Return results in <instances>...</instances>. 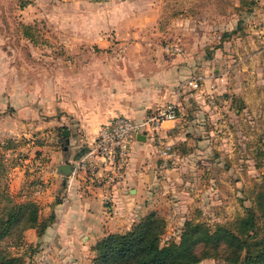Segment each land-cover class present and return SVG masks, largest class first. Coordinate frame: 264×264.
Instances as JSON below:
<instances>
[{
    "label": "rangeland",
    "instance_id": "374dc122",
    "mask_svg": "<svg viewBox=\"0 0 264 264\" xmlns=\"http://www.w3.org/2000/svg\"><path fill=\"white\" fill-rule=\"evenodd\" d=\"M122 2L0 0V152L6 156L2 188L16 200H34L35 191L47 186L42 176L49 162L60 160L57 153L64 154L71 146L63 130L71 127V136L79 139L84 134L69 124H47L63 114L56 106L66 95L63 89L68 87L72 94L80 85L90 86L89 81L80 84L70 78L82 70L89 76L84 61L94 55L97 60L117 61L127 54L109 45L142 42L122 39L108 26L113 24L112 14L120 12L114 3ZM163 5L173 18L156 20L147 42L173 53L180 48L193 57L171 86L173 92L178 88L202 97L190 105L199 113L195 125L202 126L198 134L189 133L196 144H187L188 150L183 142L174 146L177 157L186 154L205 162L176 165V159L171 165L187 188L183 193L187 210H178L177 192L162 186V199L145 215L156 212L162 219V244L178 242L186 221L229 226L247 209H255L257 222L263 225L264 206L261 211L258 196L264 194V0H173V5ZM25 26L31 27L32 38L25 35ZM129 54L135 59L139 53ZM201 104L208 105L212 116L207 118L208 110ZM201 140L208 145L201 146ZM16 167L27 175L19 187L13 185ZM56 202H62L60 195ZM37 203L42 219L54 213H45L42 202ZM29 230L23 233L26 244L17 245L13 236L0 241V251L23 258L24 264H50V259L65 264L57 261L58 250L44 235L31 241L34 232ZM92 247L90 252L79 247L78 257L69 264H92L96 255ZM202 250L198 247L199 254ZM223 263L220 257L206 256L197 264Z\"/></svg>",
    "mask_w": 264,
    "mask_h": 264
},
{
    "label": "crops",
    "instance_id": "0c3cea01",
    "mask_svg": "<svg viewBox=\"0 0 264 264\" xmlns=\"http://www.w3.org/2000/svg\"><path fill=\"white\" fill-rule=\"evenodd\" d=\"M163 4L173 5V0H123L121 4L114 3V9L119 8L120 12L112 14L110 20L114 25L108 23V26H111L122 39L142 42L109 45L108 48H121L120 51L127 52L117 61L97 60V55L89 61H84L90 68L89 76L85 75L87 71L82 70L80 76L70 79L72 82L80 80V84L89 81L90 86L80 85L79 90L73 91L72 94H69L68 87L63 89L66 95L56 103L63 114L52 113L56 117H52L51 122L47 121V124L58 126L68 124L76 126L84 133L82 139L70 134L71 146L66 147L64 154L57 153L60 160L52 158L53 160L49 162L42 176L43 179L47 178V186L36 190L35 194L38 196L33 197L34 200L42 202L45 213H55L54 223L48 227L42 238H46L54 249L58 250L59 262L69 264L70 260L78 257L79 247L85 252H90L92 245L106 234L130 229L145 215L149 207L155 208L160 199L162 186L177 192L180 199L178 210L184 212L188 208L183 199L186 197L183 193L187 188L183 185L182 174L179 170L169 169L166 175L162 176L158 147L149 136H145V140L137 138L133 142L128 166L121 181L114 186L109 201L105 200L103 185L90 179L84 171H80L73 181L63 172H59L60 165L69 162L73 167L77 159L92 147L102 124L119 115L141 121L156 109L173 102L177 103L180 114L178 113L175 121L163 123L161 136L174 145L183 142V145L186 144L185 150L189 149L188 145L196 144L189 133L191 131L192 134H198L202 126L195 125V118L199 113L192 112L190 105L197 100L199 102L202 97L186 95L185 91L183 93L178 88L173 92L171 86L179 80L180 71L193 63V57L183 52H169L158 44L147 42L152 38L151 28L156 20L173 18V12L165 14ZM130 52L139 54L133 59ZM134 84L137 94L130 91ZM200 107L208 110L204 111L207 118L212 116L213 111L208 109V105L201 104ZM151 110L154 111L150 113ZM66 129L70 132L72 130L71 127ZM78 142H82L81 145H78ZM199 143L201 146L208 145L207 140H201ZM195 160L186 154L179 155L176 165L190 164ZM201 162L205 160H196V163ZM15 169L17 175L13 185L19 187L27 175L19 167ZM24 188L23 185L22 189ZM59 195L62 202L55 203ZM29 231L34 232L31 241L40 239L36 229ZM50 264H54L51 259Z\"/></svg>",
    "mask_w": 264,
    "mask_h": 264
},
{
    "label": "trees",
    "instance_id": "16d2710c",
    "mask_svg": "<svg viewBox=\"0 0 264 264\" xmlns=\"http://www.w3.org/2000/svg\"><path fill=\"white\" fill-rule=\"evenodd\" d=\"M30 28L25 26V35L32 38ZM5 159L0 152V241L14 236L17 245L26 244L24 232L36 229L43 236L56 216L42 219L37 201H18L2 188ZM259 195L263 211L264 194ZM163 228L162 219L151 212L126 232L107 234L92 247L96 252L92 264H197L206 256L220 257L223 264H264V224L257 222L255 209H247L229 226L212 228L205 222L186 221L178 242L162 244ZM0 264H24V260L0 251Z\"/></svg>",
    "mask_w": 264,
    "mask_h": 264
},
{
    "label": "built area",
    "instance_id": "2783aa9c",
    "mask_svg": "<svg viewBox=\"0 0 264 264\" xmlns=\"http://www.w3.org/2000/svg\"><path fill=\"white\" fill-rule=\"evenodd\" d=\"M176 51L180 52L181 49L176 48ZM190 83L193 84V81ZM177 118L175 102L147 115L141 121L125 115L114 117L110 122L100 126L92 147L77 159L73 164L72 172L67 177L73 181L80 171H84L90 179L103 185L105 200L109 201L114 186L123 178L129 163L132 144L139 135L149 136L156 142L160 158L159 168L164 177L177 159V152L174 144L160 133L165 121H175Z\"/></svg>",
    "mask_w": 264,
    "mask_h": 264
},
{
    "label": "water",
    "instance_id": "95a60500",
    "mask_svg": "<svg viewBox=\"0 0 264 264\" xmlns=\"http://www.w3.org/2000/svg\"><path fill=\"white\" fill-rule=\"evenodd\" d=\"M71 132L69 129L63 131V135L67 137V142H69V136ZM138 139L145 140V135H139ZM72 165L69 162H66L59 167V172H63L64 175L68 176L72 172Z\"/></svg>",
    "mask_w": 264,
    "mask_h": 264
}]
</instances>
